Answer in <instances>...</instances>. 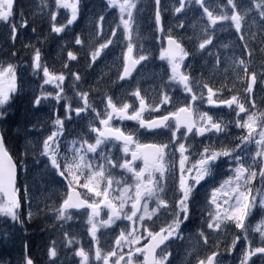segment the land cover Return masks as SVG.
Listing matches in <instances>:
<instances>
[{"label": "snow or ice", "instance_id": "obj_1", "mask_svg": "<svg viewBox=\"0 0 264 264\" xmlns=\"http://www.w3.org/2000/svg\"><path fill=\"white\" fill-rule=\"evenodd\" d=\"M144 7L0 0V218L11 222L0 248L19 247L18 260L0 255V264H63L69 250L76 264H176L177 242L187 243L180 264H264V59L255 66L264 57V0H153L158 57L140 32ZM81 19L83 36L75 31ZM223 33L236 41L220 42ZM49 36L62 41L59 69L42 52ZM77 46L82 56L68 50ZM116 49V78L101 87V73L85 87ZM198 57L211 61L207 78L186 63ZM81 58L84 76L74 70ZM156 58L167 80L142 94L137 68ZM74 122L83 130L68 141ZM13 128L24 134L22 150L11 146ZM33 167L64 188L43 209L31 195ZM73 213L86 217L87 247L65 229ZM42 218L52 223L34 240L28 227ZM108 231L115 235L102 241Z\"/></svg>", "mask_w": 264, "mask_h": 264}, {"label": "rangeland", "instance_id": "obj_2", "mask_svg": "<svg viewBox=\"0 0 264 264\" xmlns=\"http://www.w3.org/2000/svg\"><path fill=\"white\" fill-rule=\"evenodd\" d=\"M148 2H150V0H143V4L145 5L144 9L142 10L141 13V19L139 21V24L142 23V19L144 16V12L146 10L147 4ZM92 5L93 2L91 1ZM175 3V0H163L162 4L165 5H173ZM96 7L97 10H101L104 7V0H98L97 5H94ZM193 13H189L188 14V19L190 20L192 18ZM60 19V17H59ZM168 22H173L174 21H168ZM87 25V22H86ZM108 31V26L107 24L105 25V32ZM6 32L2 35L3 37V43L4 46L6 47ZM142 36L144 37V45L146 48L151 49L153 56L154 57H158V47L156 46H152L150 44L147 43V39L149 38V34L146 33H141ZM187 35H191L190 33H187ZM229 41H236V36L232 33H223L220 35V42L223 43H227ZM157 43H159V41L157 40ZM79 46H77V51H79ZM227 54H231L230 52ZM120 52L119 49H116L113 51L112 54H110L107 58H105L104 60H102L101 62L98 63V65L94 66V71H92L91 75L89 76L88 80L85 82V87H87L88 84H91L101 73H107V75H105L104 77V81L102 82V86L104 85H108L109 82L111 80H114L116 78V74H117V70L119 68V60L117 59V57H119ZM2 58V57H0ZM47 58L49 60V64L50 66L54 65L55 67H60L61 64V56H58V50L47 55ZM207 60V58H206ZM186 63H190L187 62ZM191 64V63H190ZM192 68V74L193 76H199L201 73L204 74V76L207 78L208 76V71L209 68L211 66V61H208L207 66L205 65V61L201 63V66L199 65H194L191 64ZM167 71L166 66L163 62L159 61L158 58L156 59H152L149 63L147 64H142V66H138L137 68V73L139 74V78L142 81V94L144 90H147L149 92V94H152V88L153 86H158L161 84V76H163V74H165V72ZM137 73H134V76H137ZM164 77V76H163ZM167 80V78H165L163 80V83ZM130 86L125 85V88H129ZM119 89H115L113 91V93H119ZM123 98V97H121ZM24 107V105H23ZM209 106H205V110L208 109ZM224 117L231 119L230 116L225 115ZM31 128V125L30 127ZM31 138V137H29ZM19 139V138H18ZM16 143V142H15ZM42 167V166H41ZM35 169H39L38 167H34ZM34 178L37 179V177L35 175H33ZM57 183L53 186L52 185V177H50V179H45L44 182L41 184V191H38L36 193H33L31 195L35 196L36 199L34 200V204L35 203H39L40 208L43 209L45 206V202H47L49 205L54 204L55 202L58 201V199L62 196L63 194V184L61 183L60 179L57 178ZM42 181L39 182V184ZM26 209L24 210L26 212ZM49 215V214H48ZM260 218L259 214H256L255 219L258 220ZM81 222V224H79ZM5 220L3 218H0V224H4ZM84 226V228H83ZM65 229L69 232H73L74 234L77 235L78 238H82L80 239L84 245L87 247L88 242H89V237L86 234V217L81 214V215H77L75 213H73V218L69 221H67V223L65 224ZM115 235V233H114ZM173 259L175 260V262L177 263L178 260L177 258L180 257L182 255L183 260H187V257L185 256V249L187 248V243L186 242H177V244L173 245ZM19 259V257L17 256V260ZM225 264H229V261H226Z\"/></svg>", "mask_w": 264, "mask_h": 264}, {"label": "trees", "instance_id": "obj_3", "mask_svg": "<svg viewBox=\"0 0 264 264\" xmlns=\"http://www.w3.org/2000/svg\"><path fill=\"white\" fill-rule=\"evenodd\" d=\"M41 258H43V254H40Z\"/></svg>", "mask_w": 264, "mask_h": 264}]
</instances>
